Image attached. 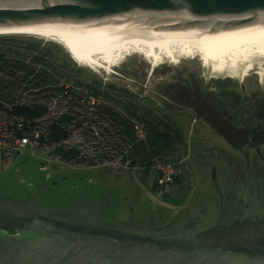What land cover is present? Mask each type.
Here are the masks:
<instances>
[{"label":"rangeland","instance_id":"rangeland-1","mask_svg":"<svg viewBox=\"0 0 264 264\" xmlns=\"http://www.w3.org/2000/svg\"><path fill=\"white\" fill-rule=\"evenodd\" d=\"M8 35L22 41L9 42L12 46L7 52L9 57L16 56L15 49L20 48L25 52L24 57L35 64L33 55L40 50L25 42L33 39V43L51 47L55 55L74 66L77 69L75 75L90 81L103 78L137 93L142 104L154 109V120H162L160 129L166 131L164 124L168 123L174 133L173 147L164 158L176 164V173L171 183L155 188L157 173L154 167L146 173L144 165L123 162L122 154L108 156L100 164L92 165L65 161L48 146L29 147L8 157L0 152V206L3 209L17 213L33 210L90 231L177 246L193 244L201 234L218 226L231 232L227 229L228 224L256 214L257 200L248 193L249 189L243 190L245 201H241L240 194L234 198L236 191L241 192L240 188L226 186L222 181L221 189L214 187L210 168L199 166L202 157L198 148L211 149L213 161L221 168H224L221 151L228 149L225 141L211 129V123L195 121L198 117L195 110L183 100L184 97L180 98L179 92L190 88L194 75L201 77L203 68L209 72V66H204L199 58L157 64L134 53L111 70L93 69L74 61L67 49L55 40L25 34ZM2 47L6 48V44ZM68 54L75 64L68 61ZM2 62H5L4 58L0 64ZM219 72L222 71L213 73ZM6 78L11 77L0 72V88L5 87ZM10 93L22 100L40 97L35 86L26 88L24 84L12 87ZM49 103L53 112H61L69 106L61 95L50 99ZM90 108L79 107L82 114L100 119L98 107ZM137 121L146 129L147 135L146 123ZM109 136V130L86 123L74 131L67 145L81 143L84 150L95 155V152H101V148L95 146L97 141L105 144ZM108 147L104 150L108 151ZM226 177L227 174L221 179L224 183Z\"/></svg>","mask_w":264,"mask_h":264},{"label":"water","instance_id":"water-1","mask_svg":"<svg viewBox=\"0 0 264 264\" xmlns=\"http://www.w3.org/2000/svg\"><path fill=\"white\" fill-rule=\"evenodd\" d=\"M168 17L208 29L264 21V0H0V29L39 21L79 28L140 27ZM168 25V23H163ZM0 264H264V249L249 252L203 246H162L72 233L47 221H0Z\"/></svg>","mask_w":264,"mask_h":264},{"label":"trees","instance_id":"trees-1","mask_svg":"<svg viewBox=\"0 0 264 264\" xmlns=\"http://www.w3.org/2000/svg\"><path fill=\"white\" fill-rule=\"evenodd\" d=\"M11 36L14 35H0V60H5L0 64V72L11 77L6 78L5 87L0 88V109L31 119L33 126H38L41 130L40 147H52L54 154L65 161L87 162L92 165L100 164L108 156L110 158L122 154L123 162L144 165L146 173L151 171L157 157L166 159L164 155L173 147L174 133L168 123L164 124L166 131L160 129L162 120H154V109L142 104L137 93L125 87H117L115 83L103 78L90 81L75 75L77 69L74 66L55 55L51 47L33 43V39L25 42L29 47L40 50L33 55L36 65L24 57L25 52L20 48L15 49L16 56L9 57L7 52L12 47L9 42L22 43L17 40L18 37ZM3 44H6V48L2 47ZM70 56L68 54V61L74 63L75 60ZM77 68L82 70L81 67ZM17 84H24L26 88L35 86L40 97L36 95L29 100L14 97L10 91ZM79 90L83 93H77ZM58 95L63 96L69 106L61 112H53L49 100ZM90 95L100 98V102L91 103ZM8 100L9 104L6 103ZM83 106L89 109L98 107L101 118L82 114L79 107ZM136 119L146 123L148 132L144 137L136 134L135 125L139 122ZM106 122L108 125H105ZM86 123L90 126L97 124L110 131L105 144L97 141L95 146L100 147L101 152H95V155L84 150L81 143L67 145L74 131L83 128ZM105 147L109 148L111 154L104 150ZM154 187H158L156 182ZM7 212L10 211L0 206V213ZM210 236L211 232L207 231L200 237L209 240Z\"/></svg>","mask_w":264,"mask_h":264},{"label":"flooded vegetation","instance_id":"flooded-vegetation-1","mask_svg":"<svg viewBox=\"0 0 264 264\" xmlns=\"http://www.w3.org/2000/svg\"><path fill=\"white\" fill-rule=\"evenodd\" d=\"M246 68L247 64L244 61L229 67L224 66L223 69L208 67V73L203 68L201 77L194 75L190 88L179 92L180 98L184 97L183 100L189 102L198 115L195 121L210 122L214 133L227 144L228 149L223 148L221 151L224 168L213 161L211 149H206L207 151L197 149L199 156L202 157L199 166L210 168L213 186L221 189L224 184L240 188L241 192L236 191L234 198L240 194L241 201H245L243 190L249 189L248 193L254 195L257 200L254 207L257 210L256 214L228 224L227 229L231 232H225L223 226H218L211 231L209 240L199 236L193 244L186 245L188 247L203 246L238 252L264 249V73L261 75L253 70L244 76ZM215 71L222 72L213 73ZM211 73L213 74L210 76ZM229 168L231 170L227 171ZM225 174L227 177L224 183L221 179ZM6 214L18 220L41 218L72 233L107 236L122 241L135 239L90 231L81 225L59 221L55 217L33 210L0 213V221L5 219Z\"/></svg>","mask_w":264,"mask_h":264},{"label":"bare ground","instance_id":"bare-ground-1","mask_svg":"<svg viewBox=\"0 0 264 264\" xmlns=\"http://www.w3.org/2000/svg\"><path fill=\"white\" fill-rule=\"evenodd\" d=\"M165 19L156 22L154 18H145L140 27L102 28L39 21L0 29V35L25 34L55 40L76 62L93 69L111 70L129 55L140 53L157 64L199 58L210 69H223L244 61L245 76L253 70L263 75L264 21L208 29L194 22L170 24L182 20L181 17Z\"/></svg>","mask_w":264,"mask_h":264},{"label":"built area","instance_id":"built-area-1","mask_svg":"<svg viewBox=\"0 0 264 264\" xmlns=\"http://www.w3.org/2000/svg\"><path fill=\"white\" fill-rule=\"evenodd\" d=\"M89 101L98 103L100 98L90 95ZM32 123L31 119L0 109V152L3 156L8 157L21 153L29 147H40L41 130L38 126H33ZM135 129L137 136H145L146 129L141 124L137 123ZM153 167L157 173L156 183L158 187L171 183L175 178L176 164L173 161L158 159Z\"/></svg>","mask_w":264,"mask_h":264}]
</instances>
